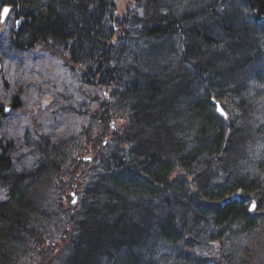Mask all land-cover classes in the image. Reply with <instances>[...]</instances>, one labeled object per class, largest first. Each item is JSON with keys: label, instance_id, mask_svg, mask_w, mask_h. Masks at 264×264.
<instances>
[{"label": "trees", "instance_id": "trees-1", "mask_svg": "<svg viewBox=\"0 0 264 264\" xmlns=\"http://www.w3.org/2000/svg\"><path fill=\"white\" fill-rule=\"evenodd\" d=\"M118 1L0 0L15 47L104 90L64 142L28 136L37 165L0 152V264H264V0Z\"/></svg>", "mask_w": 264, "mask_h": 264}, {"label": "rangeland", "instance_id": "rangeland-1", "mask_svg": "<svg viewBox=\"0 0 264 264\" xmlns=\"http://www.w3.org/2000/svg\"><path fill=\"white\" fill-rule=\"evenodd\" d=\"M127 2L118 1L121 16ZM2 10L0 3V15ZM15 13L11 11L0 24V107L8 108L0 113V152L7 146L16 157V167L30 168L38 161L36 148L28 136L36 141L49 137L64 142L65 133L89 122L97 107L95 98L104 90L84 81L86 67L68 51L57 48L54 52L42 45L33 49L15 47L12 42ZM15 97L19 107L13 105ZM3 197L4 191L0 189V200ZM71 198L77 201L75 192L70 191L63 200L69 209Z\"/></svg>", "mask_w": 264, "mask_h": 264}, {"label": "water", "instance_id": "water-1", "mask_svg": "<svg viewBox=\"0 0 264 264\" xmlns=\"http://www.w3.org/2000/svg\"><path fill=\"white\" fill-rule=\"evenodd\" d=\"M11 7H12L11 5H7V6H5L4 8H8L9 11H10ZM8 16H9V12H8V14H7L6 17L3 15V12H2V18H1V21L4 22ZM24 20H25V18L22 16V17H20V19H18V20L16 21V23H15V25H16L15 32H16V33L19 32L20 27H21V25H22L21 23H22ZM213 101H214V103L217 104V112H218V114H220L221 116L223 115L224 117H227L228 113H226V111H225V109L223 108L222 104L219 103V102H217V101L214 100V99H213ZM220 109H223V113L220 111ZM225 113H226V115H225Z\"/></svg>", "mask_w": 264, "mask_h": 264}, {"label": "snow or ice", "instance_id": "snow-or-ice-1", "mask_svg": "<svg viewBox=\"0 0 264 264\" xmlns=\"http://www.w3.org/2000/svg\"><path fill=\"white\" fill-rule=\"evenodd\" d=\"M8 12H9V9L8 8H4L3 9V15L5 17L7 16ZM220 111L223 113V109H220ZM225 115H226V113H225ZM73 202H75V201H73ZM253 207H255V205H253Z\"/></svg>", "mask_w": 264, "mask_h": 264}, {"label": "bare ground", "instance_id": "bare-ground-1", "mask_svg": "<svg viewBox=\"0 0 264 264\" xmlns=\"http://www.w3.org/2000/svg\"><path fill=\"white\" fill-rule=\"evenodd\" d=\"M10 5V4H9ZM23 15H20V17H22ZM20 17H17L16 19H15V21H17L18 19H20ZM24 17V16H23ZM1 18H2V14L0 15V20H1Z\"/></svg>", "mask_w": 264, "mask_h": 264}]
</instances>
